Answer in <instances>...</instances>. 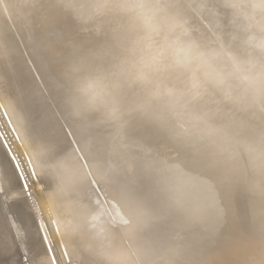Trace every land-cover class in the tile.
<instances>
[{
    "label": "bare ground",
    "instance_id": "obj_1",
    "mask_svg": "<svg viewBox=\"0 0 264 264\" xmlns=\"http://www.w3.org/2000/svg\"><path fill=\"white\" fill-rule=\"evenodd\" d=\"M185 1L169 3L196 21L192 14L198 15L199 8L188 16L185 7H198L199 0L184 7ZM209 1L210 10L200 12L209 19V29L194 22L193 36L212 43L216 31L243 56L242 35L230 24L223 0ZM132 3L0 0V132L14 158L0 139V189L19 185L28 193L40 186L37 195L44 208L40 215L31 202L36 223L10 217L0 205V264H41L52 254L50 243L60 264H251L248 257L258 250L252 238L233 246V232L226 230L225 238L217 239L225 222L241 216L234 202L217 199L214 187L260 186L264 196V122L252 121L264 89L255 99L246 84L255 95L252 100L241 81L240 93L248 103L233 90L235 83L236 90L241 85L237 77L234 84L231 76L232 85L227 78L215 90L216 82L203 74L193 81L168 63L146 68L143 30ZM89 20L96 33L84 37L82 26ZM207 83L214 85V90L207 88L209 94L203 87ZM201 86L207 90L203 95ZM226 89L239 98L232 94V114H246L256 101L258 107H251L255 113L236 114L233 124L228 117L232 110L221 106L231 99L230 93L224 97ZM134 111L194 145L196 154L209 153L214 167L237 152L241 163L222 171L218 167L216 179L209 178L211 160L205 163L211 170L205 178L199 173L206 160L200 172L169 160L156 164L152 147L130 133ZM28 209L20 201L16 211L23 215ZM17 233H24L25 244ZM254 233L262 236L259 230Z\"/></svg>",
    "mask_w": 264,
    "mask_h": 264
},
{
    "label": "clouds",
    "instance_id": "obj_2",
    "mask_svg": "<svg viewBox=\"0 0 264 264\" xmlns=\"http://www.w3.org/2000/svg\"><path fill=\"white\" fill-rule=\"evenodd\" d=\"M222 6L242 35L243 56L220 37L208 44L196 39L189 19L169 0H133L131 10L143 30L144 66L168 63L189 73L193 81L203 74L218 84L236 76L259 93L264 89V0H223ZM198 8L209 11L208 0H200Z\"/></svg>",
    "mask_w": 264,
    "mask_h": 264
},
{
    "label": "rangeland",
    "instance_id": "obj_3",
    "mask_svg": "<svg viewBox=\"0 0 264 264\" xmlns=\"http://www.w3.org/2000/svg\"><path fill=\"white\" fill-rule=\"evenodd\" d=\"M182 2L184 1V0H181ZM187 1H189V0H186L185 2H184V7L185 6H188L189 5V3H187ZM193 2V0H190L189 2L190 3H192ZM179 2H180V0H179ZM181 2V3H182ZM195 2L196 1H194L193 3L195 4ZM198 2H200V0L198 1ZM208 2H210L209 0H208ZM193 3L191 4V5H193ZM197 3V2H196ZM198 4V3H197ZM196 5V4H195ZM195 5H193V6H190V9H188L189 7H185L186 9V13L188 14V13H192V11H195V13H196V11L197 10H193V9H198V7H197V5L195 6ZM210 5V4H209ZM179 6H180V8H181V6H182V4H180L179 3ZM195 6V7H194ZM184 9V8H183ZM69 10H70V14H73V11L69 8ZM190 11V12H189ZM198 11H199V9H198ZM199 14L197 15V13L194 15V12H193V14H192V16L195 18L196 16H197V18H198V21L199 22H197V18H195L196 19V21H191L190 22V24H191V26H193L192 24H194V22L195 23H200V24H202L203 26H204V28H202L201 26L202 25H200V24H198L197 25V27L200 25V29L202 28V29H206L205 30V32H207V30L209 29V27H207V25L206 24H208L207 22L209 21V19H208V17H206L207 19H208V21L207 20H205L204 19V16H205V14H203V13H201L202 14V17L203 18H201V15H200V11L198 12ZM190 14H188V16H190ZM206 14H208V13H206ZM204 15V16H203ZM191 16V17H192ZM199 16V17H198ZM71 17V19H73L74 20V18L72 17V16H70ZM191 17H189V18H191ZM192 17V18H193ZM100 18V17H99ZM70 19V18H69ZM203 19V20H202ZM192 20V19H191ZM194 20V19H193ZM90 21V20H89ZM206 21V22H205ZM93 22V21H92ZM92 22L90 21V22H87V23H84V25L82 26L83 27V30H82V32H81V34H82V36H91L92 35V33H96V27L94 26L95 25V23H93L92 24ZM83 23V22H82ZM196 25V24H195ZM194 25V26H195ZM209 25V24H208ZM210 26V25H209ZM213 28V27H212ZM212 28H210V33H211V31L214 33V31L216 30L215 28H213V30H211ZM201 29V30H202ZM200 30V31H201ZM202 32H204V31H202ZM204 32V34H206V36L207 35H209V34H207V33H205ZM213 33H211V35L213 34ZM215 33H217L216 31H215ZM214 33V34H215ZM212 35L211 37H213V39L211 40V41H216L217 40V37H219V35L217 34H215V35ZM101 35V34H100ZM208 38L210 39V35L208 36ZM215 38V39H214ZM206 39H207V37H206ZM203 39H200V41H202ZM210 41V42H211ZM213 41V42H214ZM205 44H207L208 43V39L206 40V41H203ZM202 42V43H203ZM207 42V43H206ZM212 42V43H213ZM234 52H236L237 53V51H234ZM132 57V56H131ZM130 57V58H131ZM234 77L236 78V76H233V78H230V77H228V82H229V78L231 79L230 80V82L232 81V84H234L233 83V81L234 80H236V79H238V77L236 78V79H234ZM232 79H234V80H232ZM239 80V79H238ZM229 82V83H230ZM237 82V84L239 83V85L242 83L243 84V81L241 82V80H239V81H236ZM241 82V83H240ZM245 83V85L247 84L246 82H244ZM231 84V83H230ZM231 84V85H232ZM242 84L239 86V85H237V86H239L238 87V89L236 90L235 88H237L235 85H236V83L234 84V87L233 86H229L230 88L231 87H233V90L234 91H238V93L237 94H239V96H240V94H242V92L240 93V87L241 88H243V90L242 91H244L246 88H249L247 85L246 86H244V84H243V87H242ZM208 85V83L207 84H205L203 87H206L205 89H207L208 87H212L211 89L212 90H214L213 88V86L214 85H210V86H207ZM221 85V84H220ZM220 85L218 84V83H215V90H218L217 89V87H219V90H220ZM201 86V87H202ZM217 86V87H216ZM203 87H202V89L200 90V92H199V94H204L207 90H211L210 88L209 89H207V90H205L204 89V91H203ZM246 87V88H245ZM252 89V88H251ZM250 89V90H251ZM181 90H184V91H186V89H184V88H181L180 89V91ZM212 90L211 91H207V93L209 94V92H212ZM228 90H229V88H228ZM230 90H232V88L230 89ZM247 90H249V89H246V92H247ZM249 90V91H250ZM184 91H182L181 93H183L184 94ZM203 91V92H202ZM225 91H227V89L225 90ZM224 91V92H225ZM234 91H227L226 93H224L225 94V98H229L230 96H231V99H229V101L228 102H223L222 104H221V106L223 107V109L224 108H226L227 110L226 111H230V110H232V108H234V107H231L232 105H230V101H233V102H235L234 100H232V94L234 95V96H236V98H238V95L234 92ZM252 91H253V89H252ZM252 91H250L249 92V95H252V94H254L255 93V95H256V93L257 92H252ZM231 92H233V93H231ZM245 92V93H246ZM180 93V94H181ZM206 93V94H207ZM227 93H230L231 95H229V94H227ZM248 93V92H247ZM246 93V94H247ZM252 93V94H251ZM223 94V95H224ZM243 94H244V92H243ZM242 94V96L244 97V95ZM258 94H260V93H258ZM182 95V94H181ZM229 95V97H227ZM255 95H252V96H250V98L251 97H253V96H255ZM201 96V95H200ZM233 96V97H234ZM247 96V98L249 97L248 95H246ZM257 96L258 95H256L254 98L256 99L257 98ZM260 97H261V94H260ZM259 96H258V98H260ZM240 99H242V97L240 96L239 97ZM238 98V99H239ZM245 99H246V97H244ZM235 99V98H234ZM238 99L236 100V101H238ZM244 99V100H245ZM252 100H253V98H251ZM263 99V98H262ZM243 100V99H242ZM241 100V101H242ZM247 100V102H248V99H246ZM252 100H251V103H252ZM258 100V99H257ZM260 100V99H259ZM240 101V102H241ZM264 101V100H263ZM262 101V103L259 101V102H257V103H259L258 104V106H259V108L260 107H262V105H260V104H263L264 105V102ZM230 102V103H229ZM239 102V101H238ZM249 102H250V100H249ZM248 102V103H249ZM255 103H256V101L254 102V105H253V103L252 104H250V106L252 107V106H255V108H257L258 106H256L255 105ZM234 106V105H233ZM251 107L250 108H247L248 109V111L246 112L245 110V112H246V114H249L250 113V110H251V113L254 111V113H255V110H252V109H254V108H252L251 109ZM259 108H257V110H258V112L257 113H259L258 115H256V114H254V119L252 120L254 123H258L259 124V126L260 125H262L263 126V123H262V121L264 122V108L262 107V108H260L261 109V111H263V112H261L260 111V109ZM234 110V109H233ZM233 110L232 111H230V112H228V117H234V116H236V114L239 116V117H242V114L245 116L246 114L245 113H241V111H235L234 112V114H232V112H233ZM229 113H230V115H229ZM131 115H134L133 117H131V119H130V124H131V129H130V133H132L133 135H136L137 137H138V139L140 140V141H142V142H144V143H146V144H148L150 147H152V151H154V152H152V153H154L155 155V157H156V164H158V163H161V161H165V160H169V161H172L173 163H180V164H185L186 166H188L189 167V169L190 170H192V171H198V172H200V170H201V161L203 160V161H205L204 162V164L203 165H207V164H205V163H207L208 162V160H211V162L210 163H214V161H212L213 159H212V157H210L209 156V153H207V154H204V157L203 156H201V155H198V154H196L197 153V151L194 149V145H191V143H189V142H187L186 140H181V139H179V138H175V137H173L171 134H169L170 132L169 131H167L168 129L167 128H161V127H159L158 125V123H155L154 121H152L151 119H149L148 117H147V115H145L144 113H141V112H138V111H134V112H132V114ZM230 117V118H231ZM232 117V119H230L232 122H233V124H234V118ZM236 119V118H235ZM158 127V128H157ZM159 128H161V129H159ZM240 146L239 145H237V147H236V149H238ZM236 152V151H235ZM235 152H233V154L235 153ZM238 154L235 156V157H233V156H231V158L229 159L228 158V160L226 161V162H228V163H226L225 161V164L222 162V163H220V165H216L215 167H216V169H215V167H214V165H213V163H212V165L210 166V164L208 163V165L211 167V169H212V166L214 167V171L213 172H211L210 173V167H207L206 166V169H205V167L202 165V170H201V172L199 173L200 174V178H201V175H202V177H204L203 175H205V173H207L206 175L208 176V173H210V174H212L213 175V173H214V175L213 176H215V175H217L218 176V174L220 173H218L216 170L218 169V167L219 168H221V169H219V170H225V169H227V168H232L231 166L232 165H234L233 167L234 168H237L236 167V165L235 164H238V165H240V163H241V161H240V157H241V153L240 152H237ZM236 154V153H235ZM234 154V155H235ZM238 155H240L239 157H238ZM232 157H233V159H235V161H230V160H232ZM211 158V159H210ZM239 158V160H237ZM157 159H158V161H157ZM161 160V161H160ZM237 161V162H236ZM231 162V163H230ZM239 162V163H238ZM234 163V164H233ZM214 164H216V163H214ZM228 165V167H227V165ZM229 164H231V166L229 165ZM184 165V166H185ZM237 165V166H238ZM244 165L247 167V171L246 172H248L249 174H251V169H250V166L247 164V161H246V159H245V161H244ZM185 166V167H186ZM222 167H223V169H222ZM225 168V169H224ZM249 168V169H248ZM203 169L204 170H206V172L205 171H203ZM210 171H209V170ZM213 170V169H212ZM218 170V171H219ZM216 171V172H215ZM204 173V174H203ZM205 175V176H206ZM211 175V176H212ZM198 176V175H197ZM210 176V175H209ZM209 177V178H217L216 176L215 177ZM199 177V176H198ZM205 178V177H204ZM196 179H198V178H196ZM212 181V180H211ZM236 185H238L237 187H236V190H235V196H232L231 195V192H232V190H233V188L236 186ZM17 186L19 187V185H16V186H6L5 188H1L0 189V192H2V193H0V205L2 204V206L5 208L6 207V209L5 210H7L6 211V213L10 216V217H12V215H17V218H19L21 221H22V219L20 218V217H22V218H33L34 220V222H38V220L36 221V215H35V212H34V208H35V211H37V213H39L40 215H42L44 212H43V207H42V205H40V198H39V195H37L38 193H39V190H37V188L36 189H33V192H32V190L30 191V192H26V193H24V192H22L23 191V189H22V187L21 188H17ZM235 186H234V184H228V185H225V186H220V187H218V186H216V187H214V190L216 191V193H217V196H218V198L217 199H220V200H225L226 202H228V203H230V202H234V207H235V209H237V214L238 215H240L241 216V218H235V222L234 221H227V222H225V224L223 225V226H221L220 227V229H219V231H220V233H218V236H217V239H218V241L220 242L221 241V239L222 238H225V231L226 230H231L232 232H233V234H232V237H233V240L231 241V244H233V246H236V245H238L239 243L241 244V243H243L247 238H252V239H250V240H253L251 243H253V244H257V246H256V248H258V250L257 251H254V252H252L250 255H249V257H248V260H249V262L251 263V264H264V217L263 216H261V213H260V210H264V196L262 195V190H260V186H258V187H253L252 189H250L249 188V186H246V185H244V184H235ZM10 187H11V191H10ZM9 188V189H8ZM9 190V191H8ZM34 190L35 191H37L36 192V194H34ZM9 193V194H8ZM29 199H31V200H29ZM205 200H207L205 197L202 199V201H205ZM15 201V204L13 205V202ZM20 201H24L25 203H27V205H28V211H24V213H27V214H23V215H19L18 214V212L16 211V208L18 207V205H19V202ZM31 202H33V205H34V208L32 207V204H31ZM35 202V203H34ZM4 203V204H3ZM6 205V206H5ZM40 207V208H39ZM42 208V209H41ZM31 211V212H30ZM32 213V212H34L33 214H32V216L33 217H31V215H29L30 213ZM11 213V214H10ZM42 213V214H41ZM219 213V212H218ZM220 213H222V212H220ZM262 213H264V212H262ZM209 222V224L210 223H212L211 221H208ZM35 223V224H36ZM48 224V223H47ZM36 226L38 227V224H36ZM48 227H49V225H48ZM257 230H259L260 232H261V234H262V236L261 235H258V234H255L254 232H256ZM21 234V242H20V244H25V242H24V239H23V237L22 236H24V233H20ZM26 236V235H25ZM231 237V238H232ZM249 241V240H248ZM21 246V245H20ZM25 247V246H24ZM24 247H22L21 246V248H24ZM52 247H53V249L55 250V254H57L56 253V251H57V249H56V247H55V245L54 244H52ZM24 251V253L23 254H25V255H27L28 257H29V260H30V257H31V255H29V253H28V251H26V249H24L23 250ZM44 253V255H46V252L44 251L43 252ZM47 257V256H46ZM30 264H31V262H30ZM188 264H191V262L190 263H188Z\"/></svg>",
    "mask_w": 264,
    "mask_h": 264
},
{
    "label": "snow or ice",
    "instance_id": "obj_4",
    "mask_svg": "<svg viewBox=\"0 0 264 264\" xmlns=\"http://www.w3.org/2000/svg\"><path fill=\"white\" fill-rule=\"evenodd\" d=\"M33 173H34V170H33ZM25 187H27V185H25ZM17 235H20V233H17ZM49 247L52 248L51 243L49 244ZM49 262H50V264H60L59 259L55 255V250L54 249H52V254L47 257L46 261H45V259H43L41 261V264H49Z\"/></svg>",
    "mask_w": 264,
    "mask_h": 264
},
{
    "label": "water",
    "instance_id": "obj_5",
    "mask_svg": "<svg viewBox=\"0 0 264 264\" xmlns=\"http://www.w3.org/2000/svg\"><path fill=\"white\" fill-rule=\"evenodd\" d=\"M0 139H1L2 143H3V146H5L6 150L9 152L11 158L14 160V158L12 157L11 152L9 151V148H8V146H7V144H6L5 140H4V137H3V135L1 134V132H0ZM15 164H16V162H15ZM16 165H17V164H16ZM152 178H153V177H152ZM36 188H37V190H38V189L41 190V187H40V186H37Z\"/></svg>",
    "mask_w": 264,
    "mask_h": 264
}]
</instances>
